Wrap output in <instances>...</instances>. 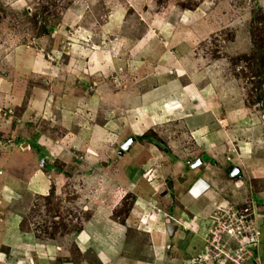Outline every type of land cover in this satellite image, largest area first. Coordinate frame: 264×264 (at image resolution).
Returning a JSON list of instances; mask_svg holds the SVG:
<instances>
[{"label": "rangeland", "instance_id": "374dc122", "mask_svg": "<svg viewBox=\"0 0 264 264\" xmlns=\"http://www.w3.org/2000/svg\"><path fill=\"white\" fill-rule=\"evenodd\" d=\"M262 16L264 0H0V264H219L200 256L238 245L231 208L254 213L264 264Z\"/></svg>", "mask_w": 264, "mask_h": 264}, {"label": "built area", "instance_id": "2783aa9c", "mask_svg": "<svg viewBox=\"0 0 264 264\" xmlns=\"http://www.w3.org/2000/svg\"><path fill=\"white\" fill-rule=\"evenodd\" d=\"M231 218L227 225L226 222H223L222 226L226 230V234L232 235L236 239L238 244L235 248H230L228 242H225V245L215 242V246L212 245L214 257L210 258L211 250L207 247L203 250V255L200 256V259L205 261H214L219 264H261V261L258 256H256V249L260 243V231L256 223L253 221L254 218H250L251 214H246L248 210H244V215H240L239 211L230 210ZM249 217V219H247ZM229 219V217H228ZM219 218H217V223H219ZM231 226L234 229L230 228ZM210 234H214L209 231ZM219 232V231H218ZM236 232V233H235ZM210 239L207 240L209 242Z\"/></svg>", "mask_w": 264, "mask_h": 264}, {"label": "crops", "instance_id": "0c3cea01", "mask_svg": "<svg viewBox=\"0 0 264 264\" xmlns=\"http://www.w3.org/2000/svg\"><path fill=\"white\" fill-rule=\"evenodd\" d=\"M261 165L264 166V164H261ZM241 173L242 172L240 171V175H241ZM252 178H254V179H262V178H264V175L263 176H259V177H252ZM202 186H203L202 183L198 182L197 185H195L192 188V190L189 189V192L187 193V197H188L187 199H188V202L191 203L189 211L193 212L194 214H199L201 216L200 218L203 220V221L201 220L202 225H205L204 221L206 220V218H208L206 216H207V213L209 211L207 210V207H204L205 205H203L202 203H199V201L205 196L204 194L202 195V192H203L202 191ZM194 207H197L195 211L193 210ZM196 227H197V225H196ZM117 228H119V230H120L119 232L120 233L116 234V236H114V238L112 239L111 242L108 243V245H110L112 247H116V248H118L120 250L121 247H122V244H123V241L121 242V237L120 236H121L123 230L126 229V226L125 225L124 226L123 225H119ZM176 237H179L178 234H177V231L175 232L174 237H172V238H176ZM180 238L181 237H179V239ZM261 242H262V240H261ZM261 242L259 243L258 247L261 245ZM180 246H182L180 251L185 249V244L184 243H181ZM168 247L170 249L172 247V245H168ZM175 248H176V245H175ZM195 248H197V247H196L195 242L193 241V242H191L189 244L188 249L192 250V249H195ZM172 249H173V247H172ZM257 249L255 251L256 252V256H258V254H257L258 250ZM153 256H154V258L158 257L157 254H155V253H153ZM133 257L134 256H132V257L130 256L128 258L126 257L125 264H156L158 262V259H159V258H156V259L153 258L152 260H145V259L140 260V259H137V258L133 259ZM174 260H176V259H174ZM176 261H179V259H177Z\"/></svg>", "mask_w": 264, "mask_h": 264}, {"label": "water", "instance_id": "95a60500", "mask_svg": "<svg viewBox=\"0 0 264 264\" xmlns=\"http://www.w3.org/2000/svg\"><path fill=\"white\" fill-rule=\"evenodd\" d=\"M132 141H133V139H128L123 145H121L120 151L118 152L119 156H122L125 152H127L129 150V147H130ZM204 159H206V157H204ZM201 163H202V160L199 159L192 165V167L195 168ZM234 171H235V174L240 173L239 169L235 168ZM177 229H178V227L176 225L170 224V225L166 226V232H167L168 236L171 238L174 237V234L177 231Z\"/></svg>", "mask_w": 264, "mask_h": 264}, {"label": "trees", "instance_id": "16d2710c", "mask_svg": "<svg viewBox=\"0 0 264 264\" xmlns=\"http://www.w3.org/2000/svg\"><path fill=\"white\" fill-rule=\"evenodd\" d=\"M262 18L264 19V16H262ZM260 38V37H259ZM259 38H258V42H259ZM257 56H261V59L263 58L264 59V36L262 37L261 36V39H260V42H259V45L257 47ZM148 139V140H151V138H148V137H142L140 139ZM130 212V209L129 207L126 208V214H128Z\"/></svg>", "mask_w": 264, "mask_h": 264}, {"label": "flooded vegetation", "instance_id": "af4514ba", "mask_svg": "<svg viewBox=\"0 0 264 264\" xmlns=\"http://www.w3.org/2000/svg\"><path fill=\"white\" fill-rule=\"evenodd\" d=\"M196 160H199V158L195 159V161H193V163L191 164V166L196 162ZM200 160H202V162L209 161L208 159L205 160V161H204V159H200ZM211 164H212V165H215L214 161H212ZM231 169L234 170L235 168L233 167V168H231ZM229 176H230V175H229Z\"/></svg>", "mask_w": 264, "mask_h": 264}, {"label": "clouds", "instance_id": "9594fccd", "mask_svg": "<svg viewBox=\"0 0 264 264\" xmlns=\"http://www.w3.org/2000/svg\"><path fill=\"white\" fill-rule=\"evenodd\" d=\"M170 225V224H169ZM171 225H175V224H171ZM167 226V225H166ZM177 226V225H176Z\"/></svg>", "mask_w": 264, "mask_h": 264}]
</instances>
